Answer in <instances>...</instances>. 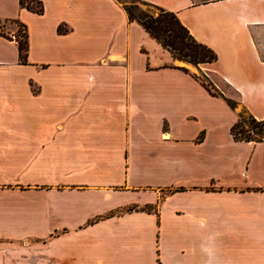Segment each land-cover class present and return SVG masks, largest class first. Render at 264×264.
Returning a JSON list of instances; mask_svg holds the SVG:
<instances>
[{
  "label": "crops",
  "instance_id": "crops-1",
  "mask_svg": "<svg viewBox=\"0 0 264 264\" xmlns=\"http://www.w3.org/2000/svg\"><path fill=\"white\" fill-rule=\"evenodd\" d=\"M148 1L215 59L118 0H0V264H264V138L229 129L264 117V0Z\"/></svg>",
  "mask_w": 264,
  "mask_h": 264
},
{
  "label": "trees",
  "instance_id": "trees-1",
  "mask_svg": "<svg viewBox=\"0 0 264 264\" xmlns=\"http://www.w3.org/2000/svg\"><path fill=\"white\" fill-rule=\"evenodd\" d=\"M20 4L36 11L42 10L40 0H18ZM124 7L128 19L136 20L154 39H156L164 48H166L172 58L188 61L194 65L199 62H206L215 59L216 53L206 44L196 40L188 31L187 27L180 22L176 13L166 9L159 4L148 0H118ZM32 2L34 4H32ZM138 2L145 3L149 7H141ZM21 27V26H19ZM66 26L59 23L56 30L64 31ZM18 57L25 61L26 35L24 29L19 31L17 36ZM187 71L182 65H176ZM200 71V69H198ZM193 76L212 94H220L213 86L207 76L201 71L193 72ZM228 105L234 107L236 100L224 97ZM230 132L236 139L258 140L264 138V117L256 119L253 115L241 108L238 111L237 119L230 125ZM140 208L151 207V205H142ZM127 208H132L129 206Z\"/></svg>",
  "mask_w": 264,
  "mask_h": 264
},
{
  "label": "rangeland",
  "instance_id": "rangeland-1",
  "mask_svg": "<svg viewBox=\"0 0 264 264\" xmlns=\"http://www.w3.org/2000/svg\"><path fill=\"white\" fill-rule=\"evenodd\" d=\"M128 1L136 2L135 0H128ZM32 4H34V3L32 2ZM138 4H139L141 7H143V8H145V7H149V5H147V4H145V3H142V2H138ZM21 28H22V27H21ZM199 72H201V70H200V71H199V70H196V71H195L196 74L199 73ZM203 73H204V72H203ZM235 106H238L237 103H236Z\"/></svg>",
  "mask_w": 264,
  "mask_h": 264
},
{
  "label": "built area",
  "instance_id": "built-area-1",
  "mask_svg": "<svg viewBox=\"0 0 264 264\" xmlns=\"http://www.w3.org/2000/svg\"><path fill=\"white\" fill-rule=\"evenodd\" d=\"M11 36H12V37H14V35H13V34H12ZM15 38H17V36H16Z\"/></svg>",
  "mask_w": 264,
  "mask_h": 264
}]
</instances>
